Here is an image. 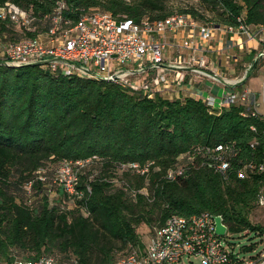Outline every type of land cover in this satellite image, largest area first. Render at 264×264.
<instances>
[{
	"label": "trees",
	"instance_id": "16d2710c",
	"mask_svg": "<svg viewBox=\"0 0 264 264\" xmlns=\"http://www.w3.org/2000/svg\"><path fill=\"white\" fill-rule=\"evenodd\" d=\"M11 1L33 13L36 24L22 30L0 19V33L7 38L47 29L57 2L61 27L95 10L135 21L174 12L168 0ZM199 1L215 10V23L243 21L264 28V0ZM178 10L204 18L192 6ZM219 141L233 143L236 157L260 158L264 115L240 103L213 108L201 97L149 96L116 80L52 73L33 63H0V259L11 258L15 250L24 257L51 254L78 264H110L137 246L138 226L159 225L172 213L208 210L221 214L232 231L262 230L263 224L251 222L248 214L264 188V171L245 178L230 171L224 178L194 165L197 156H189L199 154L190 152L196 144ZM46 158L82 160L75 165L82 179L76 183L78 193L68 192L72 207L63 197L50 202L45 194L37 196L36 180L27 170L44 166ZM148 161L145 174L126 165ZM176 164L184 170L168 176Z\"/></svg>",
	"mask_w": 264,
	"mask_h": 264
},
{
	"label": "built area",
	"instance_id": "2783aa9c",
	"mask_svg": "<svg viewBox=\"0 0 264 264\" xmlns=\"http://www.w3.org/2000/svg\"><path fill=\"white\" fill-rule=\"evenodd\" d=\"M60 9L61 4L57 2L54 11L51 12L47 29L34 35L7 38L1 31L0 63L7 65L33 63L52 73L67 75L82 74L91 77L105 75L132 89H142L149 96H153L155 90L163 86L167 77L163 69L150 76H143L144 72L160 66L187 69L195 76L232 86L246 76L243 74L229 78L208 67L207 54L195 45L194 40L196 31L201 38L206 39L213 24L202 22L187 12L176 11L161 18L143 16L140 21H135L128 17L117 20L107 10H95L82 13L73 24L61 27ZM0 19L22 30L33 29L36 24L33 13L11 0L0 3ZM226 26L233 33L245 30L249 37H254V33L257 32L249 34L241 23ZM185 28L188 33L180 43V46L188 50L185 57L176 61L165 60L163 56L165 42L161 41L158 35L167 31L176 33ZM251 67L252 64L249 63L248 68ZM183 76L181 73L180 80ZM202 99L209 107L218 108L240 103L250 109L252 114L264 115L258 108L255 92L247 87L226 89L217 96L206 95ZM241 114H247L246 110H242ZM250 128L256 129L253 124ZM256 143L257 139H254L250 146L254 147ZM190 152L199 153L189 155L192 158L197 156L196 160L192 161L194 165L209 167L224 178L230 171L239 178L264 171V151L260 158L242 159L240 156L236 157L238 149L230 142L196 144ZM182 155L184 154L180 153L177 157ZM151 162L148 161L145 165L128 162L126 165L145 174ZM73 163L81 164L82 160ZM184 167L182 164H176L168 168L167 175L174 177L181 173ZM74 176L76 177L75 174ZM73 190L70 192L78 193L77 188L74 187ZM256 201L259 205H264V188L259 189ZM212 214L214 213L208 210L189 214L172 213L163 223L153 228L143 247L130 246L125 254L110 264H194L192 256L199 258L201 264H264V245L260 250H255L254 245L245 248L248 251L243 248L236 250L233 244L226 242L222 237L227 233L228 226L224 234L215 233ZM256 231L264 241V224L262 230ZM0 264L78 263L75 259H59L51 254L24 257L13 252L11 258L1 259Z\"/></svg>",
	"mask_w": 264,
	"mask_h": 264
},
{
	"label": "rangeland",
	"instance_id": "374dc122",
	"mask_svg": "<svg viewBox=\"0 0 264 264\" xmlns=\"http://www.w3.org/2000/svg\"><path fill=\"white\" fill-rule=\"evenodd\" d=\"M167 4L168 8L173 10L174 12L179 11V8H186L192 6L193 8L197 9L198 12L203 14L204 18L203 20L201 19V21L211 22L213 25L215 24V10L213 11V9L206 5L205 2L199 0H168ZM241 16H244L243 10ZM241 16L238 17L241 18ZM241 25H243L244 29L248 30L249 34H253L255 31H257L254 33V37L258 40V44L256 49H253L250 53H242L246 66H244L243 69L240 70L241 74H239V76L243 74L247 76L249 72H252L248 79L242 83V85L247 86V88L255 92L258 101V108L261 112L264 113V28L262 29L261 27L263 26H260L258 24H246L243 21H241ZM243 32L247 35L248 38H252L248 36V33L245 30ZM249 63L252 64L251 68H248ZM64 162L67 163L64 164ZM75 165L76 164L73 163V161L71 160L61 159L59 163H57L56 161L50 158H46V163H44V166L39 168H28L27 172L29 176H31L32 179L36 180V187H34V189H36L37 191V196H44L45 194L46 198L50 200V202L51 200L60 201L59 199H62L63 197L64 201L67 202V206L72 207L73 200L72 198H70V194L73 193H71L70 191H72L74 187L76 188L75 181L76 183H80V181L82 180L80 174L78 173L79 171L77 170V167ZM105 171L106 173H108V170ZM113 171L118 172L117 170ZM109 173H111V171H109ZM74 174L76 175V177L74 176ZM115 176L116 175L113 176L115 181L119 180V178ZM144 181H146V178H144ZM29 184L30 183L27 182V184H25L24 186L26 194H28L29 192ZM142 190H144V188H142ZM68 192L70 194H68ZM32 198L33 196L29 197V199ZM248 216L251 222L264 224V205L256 204L255 207L250 210ZM156 225L157 222H153L150 228L146 224H142L137 227V232L140 239L139 243H137V247H143L147 243L151 231ZM222 237L226 242L233 244L236 250H240L241 248L245 249L250 245H254L255 250H260L264 245V241L261 240L260 234L254 230L246 229L240 231H232L228 228L227 233ZM14 251L15 250H11L12 253ZM244 251L241 250V252ZM191 259L194 264H201L199 258L192 256Z\"/></svg>",
	"mask_w": 264,
	"mask_h": 264
},
{
	"label": "crops",
	"instance_id": "0c3cea01",
	"mask_svg": "<svg viewBox=\"0 0 264 264\" xmlns=\"http://www.w3.org/2000/svg\"><path fill=\"white\" fill-rule=\"evenodd\" d=\"M187 31V28H185L176 33L167 31L158 35V38L165 42L163 48L165 60L176 61L185 57L188 50L180 46V43L182 38L188 33ZM194 42L202 52L207 54L209 60L208 67L229 78L241 74L240 70L246 66L242 53H250L253 49H256L258 44V40L255 37L248 38L242 30L233 33L228 30L226 24L223 23H215L206 39L201 38L196 31ZM162 69L165 70L167 79L163 86L155 90V93H159L168 98L178 97L181 99L186 96L201 98L206 95L217 96L226 89H241L247 87L243 86L242 83L245 82L252 73L249 72V74L245 76V79L234 86L218 84L209 78L195 76L187 69L179 70L175 68H165L164 66H160L156 69H148L144 72V75L150 76ZM181 73L184 74V76L180 80Z\"/></svg>",
	"mask_w": 264,
	"mask_h": 264
},
{
	"label": "water",
	"instance_id": "95a60500",
	"mask_svg": "<svg viewBox=\"0 0 264 264\" xmlns=\"http://www.w3.org/2000/svg\"><path fill=\"white\" fill-rule=\"evenodd\" d=\"M99 77L104 78V79H110L109 76H105V75H100ZM212 217L214 220V231H215V233L218 235L224 234L226 231L227 225L224 223L222 215L219 213H214V214H212Z\"/></svg>",
	"mask_w": 264,
	"mask_h": 264
}]
</instances>
